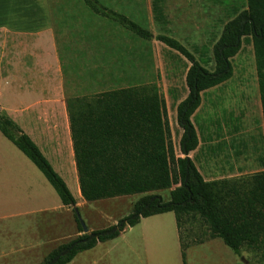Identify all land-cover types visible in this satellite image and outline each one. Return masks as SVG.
Here are the masks:
<instances>
[{
  "label": "trees",
  "instance_id": "trees-1",
  "mask_svg": "<svg viewBox=\"0 0 264 264\" xmlns=\"http://www.w3.org/2000/svg\"><path fill=\"white\" fill-rule=\"evenodd\" d=\"M81 1L95 15L144 41H158L190 64L185 74L187 95L176 106L177 123L183 131L179 145L183 157L175 155L165 100L155 84L67 98L70 139L83 200L92 202L143 194L134 203L131 213L116 224L84 234V225L64 181L31 139L5 113H0L1 134L43 174L63 205L72 208L77 228L82 233L51 251L41 264H67L76 254L118 237L141 218L166 212L175 216L183 251L182 224L198 218L208 228V239H221L237 257L242 256L243 248L262 253L264 171L237 179L205 181L188 155L198 145L191 117L200 106L201 94L230 79L231 59L244 42H250L253 47L264 127V0H245L241 10L230 0H215L224 4L233 17L223 25L212 47L213 71L204 67L209 58L197 60L176 39L164 34L154 36L99 0ZM164 7L165 0H151L153 21L166 28ZM172 186L175 188L171 189ZM168 189V201L150 194ZM65 250L68 251L60 256Z\"/></svg>",
  "mask_w": 264,
  "mask_h": 264
},
{
  "label": "crops",
  "instance_id": "crops-1",
  "mask_svg": "<svg viewBox=\"0 0 264 264\" xmlns=\"http://www.w3.org/2000/svg\"><path fill=\"white\" fill-rule=\"evenodd\" d=\"M71 13L65 6L51 8L46 0H0V113L31 139L50 165L49 158L53 160L57 171L53 170L62 174L59 177L79 210L88 203L131 195L86 202L80 194L65 101L87 52L82 20ZM42 47L51 60H42ZM61 55L72 64L66 75ZM196 133L198 145L188 158L205 181L264 171L262 119L258 126L213 123L205 135ZM137 195L130 198L132 207L143 196ZM170 213L141 218L118 237L76 254L67 264H248L219 238L185 243L183 251ZM118 220L87 230L105 229ZM82 233L72 208L63 205L43 174L0 132V264H41L51 251Z\"/></svg>",
  "mask_w": 264,
  "mask_h": 264
},
{
  "label": "rangeland",
  "instance_id": "rangeland-1",
  "mask_svg": "<svg viewBox=\"0 0 264 264\" xmlns=\"http://www.w3.org/2000/svg\"><path fill=\"white\" fill-rule=\"evenodd\" d=\"M108 9L114 10L149 30L154 36L168 35L179 41L197 60L209 58L204 67L213 71L212 47L220 36L223 25L233 15L226 6L215 0H165L166 28L153 21L151 0H99ZM51 8L65 6L72 16L82 20L81 38L85 41L87 58L82 71L75 78L70 97L92 96L98 93L155 84L166 104V116L170 129V140L176 157L180 155L182 129L176 119V106L187 95L185 74L188 61L156 40L144 41L119 25L92 13L81 0H46ZM239 10L245 0H230ZM70 14V13H69ZM69 20L71 15H67ZM72 23V22H71ZM85 24V26H84ZM69 24L68 28H71ZM47 48L42 47L41 58L51 60ZM64 74L72 67L67 57L61 55ZM52 64L51 62L49 63ZM232 75L223 84L201 94V103L191 120L202 135L213 123L235 126L240 122L246 126H258L261 121L257 70L253 47L244 42L240 51L231 59ZM229 130V128H228ZM54 170L56 164L49 158ZM57 171V170H56ZM62 175V174H61ZM60 174L59 176L62 177ZM172 186L171 189H174ZM75 192V191H74ZM170 189L151 192L168 201ZM127 198L114 199L108 203H88L77 209L83 225L102 228L110 220L121 219L132 211ZM171 216L172 212L170 213ZM183 244L208 239V228L198 218L184 221L181 227ZM263 253V254H262ZM261 252L242 249L248 264H264V246Z\"/></svg>",
  "mask_w": 264,
  "mask_h": 264
},
{
  "label": "water",
  "instance_id": "water-1",
  "mask_svg": "<svg viewBox=\"0 0 264 264\" xmlns=\"http://www.w3.org/2000/svg\"><path fill=\"white\" fill-rule=\"evenodd\" d=\"M82 232H83L84 234H88V233H89L88 230H87V228H86L85 226H83V231H82ZM67 251H68V250H65V251L61 252V253H60V256L64 255Z\"/></svg>",
  "mask_w": 264,
  "mask_h": 264
}]
</instances>
